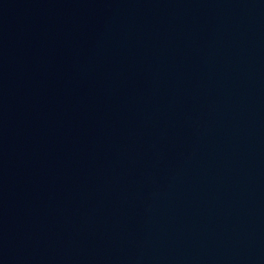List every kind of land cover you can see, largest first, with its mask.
I'll return each instance as SVG.
<instances>
[{"label":"water","instance_id":"water-1","mask_svg":"<svg viewBox=\"0 0 264 264\" xmlns=\"http://www.w3.org/2000/svg\"><path fill=\"white\" fill-rule=\"evenodd\" d=\"M0 264H264V0H0Z\"/></svg>","mask_w":264,"mask_h":264}]
</instances>
